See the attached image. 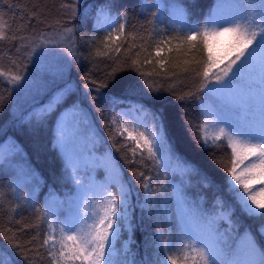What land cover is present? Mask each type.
Masks as SVG:
<instances>
[{"label": "trees", "instance_id": "obj_1", "mask_svg": "<svg viewBox=\"0 0 264 264\" xmlns=\"http://www.w3.org/2000/svg\"><path fill=\"white\" fill-rule=\"evenodd\" d=\"M217 2L0 0V14L10 26V38L0 41V67L23 76L21 82L33 86L19 106L22 89L0 77V142L10 137L19 147L0 161V252L4 259L11 254L14 264H53L49 250L58 251L59 245L53 249L55 241H49L42 246L51 231L47 220L55 222L57 231L52 235L57 239L61 222H77L85 216L89 217L88 223L92 222L95 202H104L107 185L105 170L96 155L105 153L111 155L118 167L131 203V227L122 226L115 243V260L157 264L165 255L155 247L161 232L164 240L170 239L179 246L186 225L183 209L172 195L174 187L182 191L189 205L208 216L231 213V224L218 221L226 236L235 238L250 230L264 245V236L259 232L264 217L250 218L238 206L233 210L234 201L227 186L228 169L234 159L231 148L224 138L212 139L216 129L213 117L206 113H211L215 106L210 99H202L204 93L198 91L200 79L191 71L199 67L195 61L202 60L207 53L200 48L199 38L193 41L195 48L172 39L181 27L176 23L179 10H183L189 24L195 25L204 20ZM102 11L112 17L128 14L123 35L97 25ZM110 31L119 38L106 40ZM41 34L64 43L60 47H35L39 43L35 38ZM22 36L35 41L30 57L29 49L21 47L28 42L21 41ZM60 54L67 56L63 60V76L56 73L54 65ZM186 68L189 70L185 71ZM125 81L135 84V90L118 93L114 85ZM57 93L63 99L49 111L47 106ZM105 95L107 101L101 99ZM131 102L139 103L146 115L139 117L125 111L127 121L145 131L144 125L149 129L151 126L149 117L157 116L163 125L166 143L157 154L162 156L159 164L141 160L139 148L133 157L134 141L119 134L120 110L128 108ZM113 119H117L116 126L111 124ZM206 119L207 143L201 130ZM61 131L62 141L58 139ZM174 159L190 171H169ZM249 163L246 160L239 164L237 173ZM148 177L154 195L150 206H144L143 183ZM261 187L264 185H253V189ZM255 194L264 199V193ZM49 210L55 216L40 219ZM17 243L20 248L14 247Z\"/></svg>", "mask_w": 264, "mask_h": 264}, {"label": "snow or ice", "instance_id": "obj_2", "mask_svg": "<svg viewBox=\"0 0 264 264\" xmlns=\"http://www.w3.org/2000/svg\"><path fill=\"white\" fill-rule=\"evenodd\" d=\"M76 3H79V0H76ZM72 11L75 13V5L72 6ZM127 15L125 12L112 17L102 11L97 18V25L113 29L123 35ZM176 23L181 27L176 29L177 35L172 39L181 40L189 48H195L196 44L193 41L199 38L200 48L207 53L205 58L195 61L199 67L192 68L191 71L200 79L198 91L204 93L202 99H210L215 106L211 113H206L213 117L212 122L216 129L212 139L219 141L224 138L227 146L231 148L234 159L231 168L228 169L230 175L227 186L234 201L233 210L238 206L240 211L250 218L264 217V199L257 198L255 194L264 193V187L253 189V185H264V0H232L231 3L218 0L204 20L195 25L187 22L181 9ZM9 30L10 26L4 15L0 14V41L10 38ZM66 31L71 32V29ZM118 38L110 31L105 39L114 41ZM20 39L28 40L27 43H22L21 47L29 49L27 53L29 57L35 51V47H60L64 43L63 40H56L44 34L35 38L39 41L35 47V41L23 36ZM65 51L71 54L70 49L66 48ZM116 51L118 53L119 48ZM225 60L228 62L224 63ZM135 63L136 61H133V64ZM221 64L224 66L220 67ZM0 77L13 85H18L24 80L23 76L10 70L4 71L2 67ZM135 87L131 81L114 85L118 93H131ZM62 99L60 93L53 96L47 106L48 110H52ZM92 99L96 100L95 97ZM101 99L107 101L109 98L105 95ZM73 107L75 108V105ZM124 116L125 114L121 113L119 119H123ZM111 124L116 126L117 119H113ZM208 125L206 119L201 129L205 132L203 137L205 143L208 141L206 134ZM144 127L145 131L136 130L135 135L127 128H124L123 132L117 130L120 135L127 132L125 139L130 138L134 141L131 148L133 157L139 148L141 160L159 164L162 156L157 154L166 143L163 125L155 124L150 129L147 125ZM133 128L135 129V125ZM58 139L63 140L62 131ZM246 160L250 163L237 173L239 164ZM169 171L174 172L175 169L170 168ZM140 175L143 176L144 173ZM150 180L151 177H148L143 183L146 197L144 206H150L154 195L150 189ZM129 195V191L123 187L116 194L107 192L103 197V203L95 202L91 223H88L87 216L77 222H61L58 227V239L52 235V232L57 231L55 222L47 220L51 231L42 246L48 245L49 241H55L52 244L53 249L59 245L58 251L49 250L53 264H129L128 261L114 259L115 241L120 236L122 226L130 220ZM172 195L183 209L186 225L184 239L176 246L172 240H164L162 232L158 233L156 240L159 242L155 247L162 250L165 255L157 264H178V261L179 264H264V245L257 241L250 230H245L242 235L237 234L235 238L228 237L220 231L218 221L227 220L231 224V213H221L218 217L208 216L195 205H189L180 189L174 187ZM49 216L54 217L55 212L46 211L41 214L40 219L45 220ZM259 232L264 236V226ZM14 247L20 248L21 245L17 243ZM0 264H14V258L9 254L6 260L4 253L0 252Z\"/></svg>", "mask_w": 264, "mask_h": 264}, {"label": "rangeland", "instance_id": "obj_3", "mask_svg": "<svg viewBox=\"0 0 264 264\" xmlns=\"http://www.w3.org/2000/svg\"><path fill=\"white\" fill-rule=\"evenodd\" d=\"M66 57H67L66 54L65 55L60 54L58 57H55L56 60H55L54 65L56 67V71H57L56 73L59 76H63V74H64L66 61H63V60L66 59ZM17 86L22 89L20 92H23V96L18 97V105L20 106L24 103L23 99L27 98V95L33 89V86L30 82H21ZM20 109H19V113L21 112ZM125 111L136 114L139 117H144L146 115L145 109L143 107H141V105H139L137 102H131V105L126 109L122 108L120 110V114L124 113ZM119 117H120V115H119ZM154 118H156V119L154 120ZM149 119L151 122L150 128H152L155 124H161V122L157 116H150ZM124 128H127L129 131H132L134 135L136 134V130L143 131L141 129V127H139V126H135V129H134L133 123L130 121H127L125 117L123 119H119V130H120V132H123ZM163 133H164V131H163ZM145 134L147 135V133H145ZM124 135L127 136V132H124ZM18 148H19L18 145L16 143H14L13 139L10 137H8L5 140H3L2 142H0V161L3 159V157L5 155L17 150ZM96 156L99 158L100 165L105 170V179L107 180V185L105 186V196H106L107 192H109V191L112 192L113 194L118 193L120 191L121 187L128 190V188L123 184V182L120 179V171H119L118 167L115 166L111 155L109 153H105V154H97ZM171 168H174L175 172H179V173H185V172L190 171V168L187 167L184 163H182L178 159L172 160ZM97 181L101 182V180L98 178H97ZM115 189H116V192L114 191ZM129 199H130V196H129ZM130 212H131V209L129 210V213ZM214 214L216 217H218L220 215L219 212H216ZM125 224L129 225V222H126ZM117 239H116V241H117ZM116 241H115V243H116Z\"/></svg>", "mask_w": 264, "mask_h": 264}]
</instances>
